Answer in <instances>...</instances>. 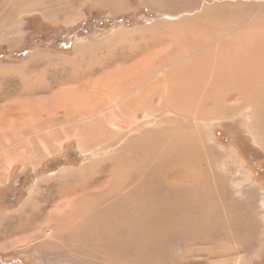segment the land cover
I'll return each mask as SVG.
<instances>
[{
  "label": "rangeland",
  "instance_id": "obj_1",
  "mask_svg": "<svg viewBox=\"0 0 264 264\" xmlns=\"http://www.w3.org/2000/svg\"><path fill=\"white\" fill-rule=\"evenodd\" d=\"M227 6L235 8L233 15L224 10ZM218 9L224 12L227 23L241 25L218 40L184 33L198 14ZM237 11H243L245 17ZM257 13L259 17L264 14V0H0V264H264V117L253 119L255 109L237 110L234 116L226 115V120L208 117L213 120L201 121L203 140L215 149L213 165L200 168L205 178L212 174L213 181L207 186L210 196L200 195L202 200L197 204L188 195L190 207L182 212L184 196L165 189L172 173H182L184 159L191 157L194 163L200 151L202 156H210L208 147L200 146L199 152L191 149L149 156V175L138 164L132 166L136 179L129 187L132 193L124 197L128 199L114 197L92 211L89 233H83L82 243L77 232L66 240V234L58 229L61 221L49 225L50 212L66 194L67 199L79 195V180L92 185L91 177L94 184L103 185L112 167L101 162L110 153L96 148L95 153L89 151L92 132L91 136L85 133L83 143L73 134H62L64 127L56 133L39 131L42 127L23 133V127L34 125L38 117H27L18 104L38 91L41 81H58V88L63 78L73 76L71 72L80 80L90 64L97 69L102 63L106 69L114 59L125 61L141 49L162 48L152 40L170 45L164 55L149 53L152 74L185 78L191 65L209 62L212 67L217 47L256 20ZM127 35L133 38L124 39ZM93 73L97 77L102 71ZM157 90L149 88L139 106L151 104L159 111L146 118L144 109H135L134 119L144 126L127 138L153 131L168 118L158 116L163 111L162 91ZM173 100L168 98L163 104L170 113L176 109ZM175 111L182 112L180 107ZM76 123L70 127H78ZM81 125L78 131H85V124ZM34 138L39 142L30 141ZM14 148L17 151L8 152ZM131 151L120 150L118 154L130 157ZM138 159L148 167L145 158ZM173 161H179L178 167L170 169ZM193 166L186 164L191 172ZM140 188H147L144 192L149 191L148 195L133 193ZM130 206L133 208L128 210ZM24 217L38 221L34 229L22 228ZM100 221L102 226H98ZM95 229L99 238L106 239L96 240Z\"/></svg>",
  "mask_w": 264,
  "mask_h": 264
},
{
  "label": "bare ground",
  "instance_id": "obj_2",
  "mask_svg": "<svg viewBox=\"0 0 264 264\" xmlns=\"http://www.w3.org/2000/svg\"><path fill=\"white\" fill-rule=\"evenodd\" d=\"M227 7L231 10H228ZM227 7H223L225 8L224 10H226L227 13L232 14L234 12L233 9L235 8ZM220 10L221 9H218L213 12L211 10H205L203 13L198 14L199 16L194 20L191 29L187 27V30L184 31V33L200 37L208 36L218 40V38L231 33L229 31H234L236 27L241 25H238V23H234L233 21L231 24L227 23L225 21L224 12ZM237 13L242 18L245 17L243 11H237ZM256 16V20L253 19V21L248 23V26H243L242 24V29H240L231 40L222 42V44L220 43L221 45L217 47L218 50L216 49L217 51L214 53L216 55V62L212 64L213 68L209 62H200V64L191 65L189 66L188 74L186 76L184 75L185 78H170L165 75L154 76V74H152V67H149V53L164 55L166 51L170 49V45H167L165 41L152 40L154 45L162 46V48L154 50L150 45L152 49H146L147 52H144L142 49L134 52L135 54L133 58L139 56L137 59L131 58L125 61L114 59L112 65L106 69L103 67L102 63L98 64L100 68L97 69L95 68V64H90L87 66V69L80 80L78 77H74V73L71 72L73 76L70 75V79L63 78L60 84L61 86L58 88H55V86L60 83L58 81H41V87L37 88L38 91L29 97L21 99L18 102L19 107L21 108V110L19 109L20 112L27 117L32 115L38 117V119L36 118L34 125L31 126L26 124L25 127H23V133L29 131L28 129L32 127L35 129L42 127L39 131L56 133V129L64 127V130L61 131L62 134H73L83 143L85 142V133L87 132V134H90L91 136L92 132V138H90L89 141L87 140L91 148L89 151L95 153L96 148L98 150L104 149L107 153H110L107 155V159L101 162L112 167L111 170L107 172L103 185L94 184L95 182L93 180L95 178L91 177L92 185L88 183L86 185L83 181L79 180V195L72 199H67L69 195L66 194L67 197L65 196V198L67 200L63 199L55 206L53 212H50V221L47 223H49V225H54L55 222L61 221L62 227L60 223H58V229L61 230L64 235L66 234V240L68 236L72 238V232H77L81 234L80 241H82L84 236L83 233H89V225L93 217L92 211L95 209L99 210L100 204L111 198L122 197L123 199H128L124 197L129 193H132L131 188L129 187L136 179V170L133 169L132 166H134L135 163L138 164L137 167L149 175V156H156L158 153L164 154L167 152L168 154H172L174 151L175 153H187L190 152L191 149H196L199 152L201 147L204 146L205 149L208 147L210 156L207 154L202 156V151H200L199 154L195 151L198 155L195 154L194 163L192 162L191 157L184 159L185 168L182 173L179 175L172 173L170 179H167L168 181L166 180L165 189L179 191V196H184L181 204L184 207V209L181 210L182 212L190 207V205H188V199L186 200L188 195L191 200L193 202L196 201L197 204L202 200L200 195L210 196L207 186L213 181V178L211 177L212 174L210 178H205L204 175L200 173V168L203 166L206 167L207 165H213L215 161V149L211 148L212 145H208L206 140H203V131L200 127L203 125L202 122L206 123L213 120L208 117H217L220 120H226V115L234 112L236 114L237 110L240 111V109L244 108L255 109L256 115H252L253 119L256 117H264V14H261L259 17V13H257ZM234 18L237 19V21L240 20L238 16H234ZM195 26H198V28L194 29ZM131 34L134 36L133 31ZM124 37L127 39L133 38L128 35L123 36V38ZM195 43H197V41ZM147 44L149 47V41ZM204 55H208V53ZM72 60L73 59H71L70 62ZM63 64L65 65L66 63L63 61ZM49 67H53V64H50ZM149 68L151 73H149ZM96 70L102 71L101 75L95 77L93 72ZM152 87L162 91V94L159 95V99L163 112H160L158 116L164 114L165 116L167 115L168 118L162 119L161 125L155 130L141 133L138 137L132 138L134 140L129 139L127 137L130 134L139 132L144 126L143 123H138L134 119L133 112L135 109H144L142 112L145 113L146 118L148 116H154L155 113L159 111L157 108L154 109V106L151 104H145L142 107L139 106V102H141L143 98L146 100L145 97L147 96L149 88ZM168 98L169 100L174 99L173 101L176 109L180 107V110H182V112L184 111V113L181 114L182 112H176V109H173L174 112L170 113L169 111L171 110H168L169 108H164L163 104ZM181 106L183 109H181ZM3 107L5 108V106ZM149 110L152 112L149 113ZM104 112L105 115H103ZM16 113L18 112L16 111ZM2 114L3 113H0V115ZM169 116L172 117V119H169ZM232 116L234 115L232 114ZM87 117H89V120L86 119ZM205 117L208 119L205 120ZM173 118L179 120H173ZM30 120L31 119H28L27 121ZM33 120L35 119L33 118ZM90 120L91 122L86 124V122ZM218 121L219 120H215L214 122ZM75 122H77L76 124L79 126L70 127V125ZM82 123L85 124V131H78L80 130L79 127L82 126ZM125 138L128 139V142L127 140L125 141ZM34 140L35 138L30 141L32 142ZM195 141L198 142L195 143ZM155 145H158V148H155ZM19 146L23 147L25 144H19ZM137 149H141L142 151H138L137 153L135 152ZM120 150H125L127 152L132 150L130 152L132 156H124L125 158L119 156L118 152ZM12 151H17V149H10L8 152ZM138 156H142L147 160L148 167L145 166V163L139 161ZM182 157L183 155L181 158ZM205 159L208 160L206 162L207 164L205 163ZM178 163L179 161L171 162L169 168L172 169L176 166L178 167ZM187 163L194 165L193 172L186 168ZM80 174H82L83 177V170H81ZM166 176H164V178H167ZM141 189L142 188L137 190L134 189L135 191H133V193L148 195L149 191L145 194L147 188L143 189L145 192ZM122 194L124 196H122ZM172 204L173 203L171 202V205ZM87 207L89 208L88 210ZM132 208L133 206H130L128 207V210H131ZM172 208V210L178 209L177 207ZM37 223L38 221L27 217L22 218V221H20L21 226L23 224L22 228L26 229H34ZM102 225V221H100L98 226ZM146 225L149 229V222H147ZM39 230L42 232L43 227L41 226ZM53 231L54 230H50L51 233H53ZM104 232L105 230L103 233ZM98 233L95 229L96 240H102V238L106 239L105 236H101L102 233L99 234L101 236L99 238ZM82 243L84 242L82 241ZM101 249L103 250L102 247Z\"/></svg>",
  "mask_w": 264,
  "mask_h": 264
}]
</instances>
